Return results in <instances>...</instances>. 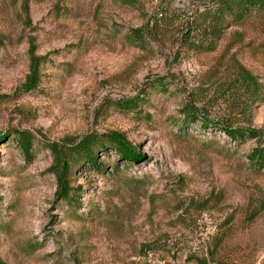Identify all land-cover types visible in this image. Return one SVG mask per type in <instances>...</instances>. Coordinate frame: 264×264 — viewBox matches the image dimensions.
I'll list each match as a JSON object with an SVG mask.
<instances>
[{"label":"rangeland","instance_id":"1","mask_svg":"<svg viewBox=\"0 0 264 264\" xmlns=\"http://www.w3.org/2000/svg\"><path fill=\"white\" fill-rule=\"evenodd\" d=\"M214 1L0 0V263L264 264V12ZM110 133L139 157L70 162Z\"/></svg>","mask_w":264,"mask_h":264},{"label":"trees","instance_id":"2","mask_svg":"<svg viewBox=\"0 0 264 264\" xmlns=\"http://www.w3.org/2000/svg\"><path fill=\"white\" fill-rule=\"evenodd\" d=\"M210 11L214 13L217 19L216 28L217 31L219 32V28H220L219 22L224 21L226 18H229L230 21L234 23H240L246 17L250 16L253 12H264V0H215ZM246 77L248 83L252 85H256V82L253 79V77H251L249 74ZM37 81H38V77L36 74L33 73V75L29 77V83L25 89L35 88ZM258 94H259L258 86H255L252 90V96L257 97ZM125 105L130 108L135 106L129 102H125ZM183 112H184V117L187 120L192 119L195 116L199 115L197 108L193 106L188 107V105L183 110ZM202 119L204 120L202 122V125L204 128H206L209 122L205 118ZM223 130L227 132V134L234 140H241L244 137L253 138L258 136V133L255 130H245L242 128H229L226 126L225 127L223 126ZM15 139L21 150L28 152L31 147V144L33 143L34 135L28 130H16ZM105 144L106 146L112 147L115 151L122 154V156H126L133 160L139 157V154H137L135 150L125 145L122 139L118 138L112 133L103 134V135H97V134L87 135L84 138H82L80 141L74 143L72 146H68V148L65 149L68 152L67 153L68 158L70 156L69 158L70 162L74 164H78L82 161L93 162L95 149H99L103 147ZM47 146L54 153L57 154L58 148L56 147L55 144L53 145L48 144ZM250 161L254 167L263 168L264 167L263 149H258V148L254 149L253 152L250 154ZM67 166H68L67 163L64 162L63 167L66 169ZM58 195L62 199H67V200L71 199V197H69V191L67 190L66 185L62 183ZM262 207L264 208V205ZM198 263L206 264L203 262V260H198Z\"/></svg>","mask_w":264,"mask_h":264}]
</instances>
